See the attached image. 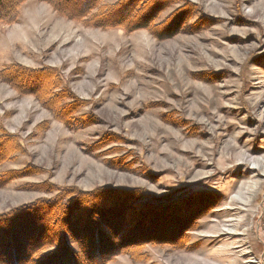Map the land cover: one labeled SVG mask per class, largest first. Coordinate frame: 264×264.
Here are the masks:
<instances>
[{"label": "rangeland", "instance_id": "obj_1", "mask_svg": "<svg viewBox=\"0 0 264 264\" xmlns=\"http://www.w3.org/2000/svg\"><path fill=\"white\" fill-rule=\"evenodd\" d=\"M188 1L187 31L164 41L69 21L40 0L0 24V71L13 64L52 77L50 109L0 82V134L25 150L0 176L43 172L0 188V214L50 197L24 187L44 182L143 189L149 202L207 194L186 247L149 243L110 264H264V0ZM69 104L81 107L66 126L57 112Z\"/></svg>", "mask_w": 264, "mask_h": 264}, {"label": "trees", "instance_id": "obj_2", "mask_svg": "<svg viewBox=\"0 0 264 264\" xmlns=\"http://www.w3.org/2000/svg\"><path fill=\"white\" fill-rule=\"evenodd\" d=\"M102 1L40 0L69 21L104 30L120 28L128 33L148 30L159 41L186 32L187 22L196 13L188 0H118L107 6H102ZM24 2L0 0V24L18 23ZM176 6L165 22L157 23L164 12ZM51 78L44 69L29 70L13 64L0 71L1 83L22 96L36 97L49 109L43 91ZM54 97L66 99L63 93ZM80 105L69 104L57 112H61V122L72 125ZM108 143L113 142L105 145ZM22 153L25 150L19 138L2 130L0 167ZM114 166L112 162L110 167ZM42 173L34 165L10 170L0 176V188ZM24 187L50 197L0 214V264H110L116 257L149 243L184 248L187 242L183 235L193 231L208 211L207 194L163 203L149 202L151 196L143 189L104 186L87 192L47 182Z\"/></svg>", "mask_w": 264, "mask_h": 264}]
</instances>
